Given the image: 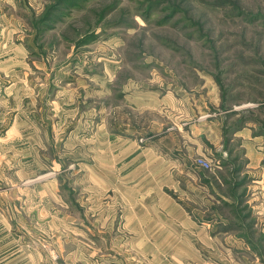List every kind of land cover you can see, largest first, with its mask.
Returning <instances> with one entry per match:
<instances>
[{
	"label": "rangeland",
	"instance_id": "rangeland-1",
	"mask_svg": "<svg viewBox=\"0 0 264 264\" xmlns=\"http://www.w3.org/2000/svg\"><path fill=\"white\" fill-rule=\"evenodd\" d=\"M10 45L38 81L36 103L32 85L20 101L36 113L26 128L41 126L42 148L35 167L0 170L39 177L20 191L0 182V264H117V140L135 141L145 163L176 136L166 128L201 114L256 125L264 100V0H0V53ZM208 148L193 160L214 172L223 158ZM238 183L218 207L247 206ZM241 252L236 264L252 261Z\"/></svg>",
	"mask_w": 264,
	"mask_h": 264
},
{
	"label": "crops",
	"instance_id": "crops-1",
	"mask_svg": "<svg viewBox=\"0 0 264 264\" xmlns=\"http://www.w3.org/2000/svg\"><path fill=\"white\" fill-rule=\"evenodd\" d=\"M7 51L8 58L0 63V170L8 172L13 167L20 171L27 164H40L42 141L41 126L27 132L26 120L30 122L34 113L24 111L26 99L20 101V89L32 85L29 97L31 105L36 103V75L17 58L24 55L19 46L10 45ZM30 74L34 75L33 80ZM14 99L17 108L13 107ZM258 106L256 125L233 124L232 117L227 123L225 118L218 120L201 114L166 128L165 133L176 130V136L163 135L162 142L156 145L157 152L155 146L148 148L153 159L145 163L138 158L146 152H139L135 141L117 140V254L112 256L117 264H197L205 257L236 264L235 249L252 258L247 264H264V256L253 251L264 249V100ZM9 109L14 111L10 126L6 120ZM49 133L52 135L51 130ZM208 147L223 158L216 162L214 172L193 160ZM12 152L17 153L14 160L9 159ZM27 153L29 158L25 159ZM226 154V158L237 160L226 159ZM139 168L145 171L139 173ZM237 168L240 170L233 173ZM37 179L2 176L0 182L18 185L20 191ZM233 180L246 191L239 199L247 204L234 212L218 207L222 200L230 201L225 189L232 186ZM16 197L20 205L26 200L25 191ZM9 243L3 242L2 248Z\"/></svg>",
	"mask_w": 264,
	"mask_h": 264
},
{
	"label": "built area",
	"instance_id": "built-area-1",
	"mask_svg": "<svg viewBox=\"0 0 264 264\" xmlns=\"http://www.w3.org/2000/svg\"><path fill=\"white\" fill-rule=\"evenodd\" d=\"M197 162L200 163V165H202L204 167L208 166V163L206 161L200 159V158L197 160Z\"/></svg>",
	"mask_w": 264,
	"mask_h": 264
}]
</instances>
